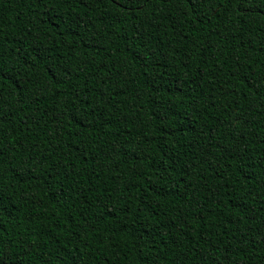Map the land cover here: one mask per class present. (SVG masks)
Returning <instances> with one entry per match:
<instances>
[{
  "label": "trees",
  "instance_id": "trees-1",
  "mask_svg": "<svg viewBox=\"0 0 264 264\" xmlns=\"http://www.w3.org/2000/svg\"><path fill=\"white\" fill-rule=\"evenodd\" d=\"M0 264H264V0H0Z\"/></svg>",
  "mask_w": 264,
  "mask_h": 264
},
{
  "label": "snow or ice",
  "instance_id": "snow-or-ice-1",
  "mask_svg": "<svg viewBox=\"0 0 264 264\" xmlns=\"http://www.w3.org/2000/svg\"><path fill=\"white\" fill-rule=\"evenodd\" d=\"M190 2L194 5V6H198L201 2V0H190Z\"/></svg>",
  "mask_w": 264,
  "mask_h": 264
}]
</instances>
